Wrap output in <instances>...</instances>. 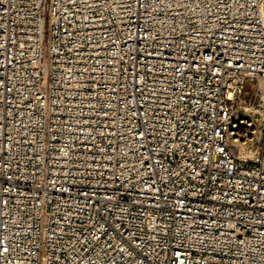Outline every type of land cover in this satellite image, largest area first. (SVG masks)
I'll return each instance as SVG.
<instances>
[{"label":"built area","instance_id":"obj_1","mask_svg":"<svg viewBox=\"0 0 264 264\" xmlns=\"http://www.w3.org/2000/svg\"><path fill=\"white\" fill-rule=\"evenodd\" d=\"M0 264H264V0H0Z\"/></svg>","mask_w":264,"mask_h":264},{"label":"rangeland","instance_id":"obj_2","mask_svg":"<svg viewBox=\"0 0 264 264\" xmlns=\"http://www.w3.org/2000/svg\"><path fill=\"white\" fill-rule=\"evenodd\" d=\"M252 96H254V91L250 90V92L247 94V97H252Z\"/></svg>","mask_w":264,"mask_h":264}]
</instances>
